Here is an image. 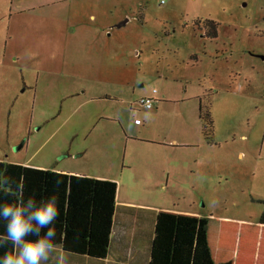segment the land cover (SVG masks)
Returning a JSON list of instances; mask_svg holds the SVG:
<instances>
[{
    "label": "rangeland",
    "instance_id": "rangeland-1",
    "mask_svg": "<svg viewBox=\"0 0 264 264\" xmlns=\"http://www.w3.org/2000/svg\"><path fill=\"white\" fill-rule=\"evenodd\" d=\"M52 150L156 211V259L206 261L202 237L197 253L189 232L175 243L180 210L213 223L208 242L225 247L233 218L263 209L264 0H0V158Z\"/></svg>",
    "mask_w": 264,
    "mask_h": 264
},
{
    "label": "crops",
    "instance_id": "crops-1",
    "mask_svg": "<svg viewBox=\"0 0 264 264\" xmlns=\"http://www.w3.org/2000/svg\"><path fill=\"white\" fill-rule=\"evenodd\" d=\"M53 151L42 157V162L34 163L31 157L26 160L12 159L8 162L23 166L21 186L25 200L33 197L39 201L53 194L58 196L57 207L60 214L50 227L56 232L54 243L61 245L67 253L66 264H198L194 261L182 263L183 260H179L178 262L170 256L168 249L164 260L154 257L158 234H160L157 214L152 229V246L148 261L126 260L125 257L131 252L138 251L137 244H132L134 234L132 232L136 226L133 221H127L121 216L115 221L116 209L118 205L136 207L139 205L131 201L119 200V193L115 191L116 184H119L117 178L76 170L69 162H59V159L55 158L56 154L52 155ZM83 154L84 152L77 154L76 157H81ZM70 156L71 154L67 152L60 156V159ZM0 160L5 159L0 158ZM109 172L113 173L110 170ZM58 179L63 183L57 188L55 182ZM179 213L180 216L187 217V220L182 222L185 228L179 230L174 241L176 244L181 243L180 235L189 232L197 253L196 246L202 237L206 261L199 264H264V224L233 218L237 230L232 236V241L223 247L222 235L220 241L217 238L212 244L208 242L209 232L211 231V234L214 232L213 223L201 218L197 212L180 210ZM229 219L227 216H220L221 221L216 223V227ZM140 228L144 230L146 226L142 225ZM113 236L119 238L118 243H112ZM215 237L218 235L216 234ZM27 239H35V237H27ZM114 255L117 257L115 258ZM48 264L54 262L50 260Z\"/></svg>",
    "mask_w": 264,
    "mask_h": 264
},
{
    "label": "clouds",
    "instance_id": "clouds-1",
    "mask_svg": "<svg viewBox=\"0 0 264 264\" xmlns=\"http://www.w3.org/2000/svg\"><path fill=\"white\" fill-rule=\"evenodd\" d=\"M3 182L8 184L7 178ZM62 183L58 179L55 185L58 188ZM18 192L17 202L0 205V219L7 221L6 235L0 236V247L8 242L13 246L12 251L0 258V264H48L50 260L54 264H66L67 253L61 245L54 243L56 232L50 227L60 214L58 196L53 194L39 201L33 197L25 200L22 186Z\"/></svg>",
    "mask_w": 264,
    "mask_h": 264
},
{
    "label": "trees",
    "instance_id": "trees-1",
    "mask_svg": "<svg viewBox=\"0 0 264 264\" xmlns=\"http://www.w3.org/2000/svg\"><path fill=\"white\" fill-rule=\"evenodd\" d=\"M211 32L215 34V25L210 22ZM199 119L202 122L203 129L205 132H212V119L210 116L209 110H204L201 106H199ZM22 174H23V166L21 164L8 162L5 160H0V205L15 203L19 199L18 188L21 187L22 182ZM7 178L8 184H4V179ZM263 205L262 212L259 216L258 222L264 224V200H261ZM145 208L136 207V206H126V205H118L116 209V219L122 214L135 215L136 219L133 224L136 226L134 230V234L132 235V244H137L138 247L144 248L145 253V261H148L152 246V226L156 220V211L148 210L151 215H147L141 211ZM147 215V216H146ZM6 225L7 221L0 219V236L6 235ZM146 226L144 230L140 228V226ZM152 225V226H151ZM142 230V232H141ZM142 233V234H141ZM118 243L119 238L117 236L112 237V243ZM12 244L8 242L3 247H0V258H3L6 252L12 251Z\"/></svg>",
    "mask_w": 264,
    "mask_h": 264
},
{
    "label": "built area",
    "instance_id": "built-area-1",
    "mask_svg": "<svg viewBox=\"0 0 264 264\" xmlns=\"http://www.w3.org/2000/svg\"><path fill=\"white\" fill-rule=\"evenodd\" d=\"M160 1L162 4L166 2V0H160ZM139 104L145 108H150V109L155 108V101H153V99L149 97L140 98ZM134 123L139 124L140 120L138 118L134 119Z\"/></svg>",
    "mask_w": 264,
    "mask_h": 264
},
{
    "label": "water",
    "instance_id": "water-1",
    "mask_svg": "<svg viewBox=\"0 0 264 264\" xmlns=\"http://www.w3.org/2000/svg\"><path fill=\"white\" fill-rule=\"evenodd\" d=\"M21 146H22V143L19 144V145L16 147V149H19Z\"/></svg>",
    "mask_w": 264,
    "mask_h": 264
}]
</instances>
